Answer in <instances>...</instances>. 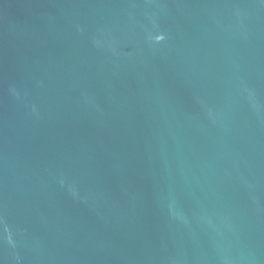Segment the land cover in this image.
I'll return each mask as SVG.
<instances>
[{
  "label": "water",
  "instance_id": "95a60500",
  "mask_svg": "<svg viewBox=\"0 0 264 264\" xmlns=\"http://www.w3.org/2000/svg\"><path fill=\"white\" fill-rule=\"evenodd\" d=\"M0 264H264V0H0Z\"/></svg>",
  "mask_w": 264,
  "mask_h": 264
}]
</instances>
